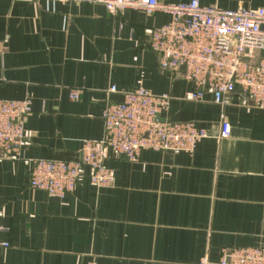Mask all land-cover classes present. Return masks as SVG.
Masks as SVG:
<instances>
[{"label":"crops","instance_id":"crops-1","mask_svg":"<svg viewBox=\"0 0 264 264\" xmlns=\"http://www.w3.org/2000/svg\"><path fill=\"white\" fill-rule=\"evenodd\" d=\"M197 1L264 9V0ZM167 22L85 2L0 0V100L31 103L19 153L0 161V264H199L222 250H264V108L237 93L185 101L193 86L183 69L161 72L148 48ZM137 88L169 95L161 119L206 138L190 154L144 151L135 163L110 153V188L92 186L86 168L62 200L29 187L30 162L78 161L84 143L102 140L106 105ZM221 122L228 138H218Z\"/></svg>","mask_w":264,"mask_h":264},{"label":"built area","instance_id":"built-area-1","mask_svg":"<svg viewBox=\"0 0 264 264\" xmlns=\"http://www.w3.org/2000/svg\"><path fill=\"white\" fill-rule=\"evenodd\" d=\"M44 1L96 4L110 14L125 9L140 10L147 15L165 14L168 22L152 30L148 48L157 55L161 72L183 69L184 80L193 86L185 101L200 102L209 93L215 104H221L225 96L237 93L253 108H264L263 8L223 11L216 6L202 7L197 0L172 5L159 4L157 0ZM107 93H116L115 87L108 88ZM80 94V89L71 90L69 98L77 101ZM170 101L169 95H154L144 88L122 93L121 102L107 104L102 112V140L84 143L79 160L73 163L30 162L29 187L62 200L73 192L82 168L88 169L92 186L112 187L114 174L105 165L110 153L130 163L137 162L144 151L192 153L206 133L191 123L157 121L169 108ZM30 113L28 99L0 100V161L19 153ZM229 135V125L221 122L218 138ZM7 248V243L0 242V249ZM201 264H264V250H222L216 262L210 263L205 258Z\"/></svg>","mask_w":264,"mask_h":264},{"label":"rangeland","instance_id":"rangeland-1","mask_svg":"<svg viewBox=\"0 0 264 264\" xmlns=\"http://www.w3.org/2000/svg\"><path fill=\"white\" fill-rule=\"evenodd\" d=\"M220 253H221V252H220ZM205 258L208 260L207 257H203V258L200 260L199 264H201ZM208 261H209V260H208ZM209 262H210V261H209ZM210 263H214V262H210Z\"/></svg>","mask_w":264,"mask_h":264},{"label":"water","instance_id":"water-1","mask_svg":"<svg viewBox=\"0 0 264 264\" xmlns=\"http://www.w3.org/2000/svg\"><path fill=\"white\" fill-rule=\"evenodd\" d=\"M157 121H159V122H163L164 120H163V119H159V118H157Z\"/></svg>","mask_w":264,"mask_h":264}]
</instances>
